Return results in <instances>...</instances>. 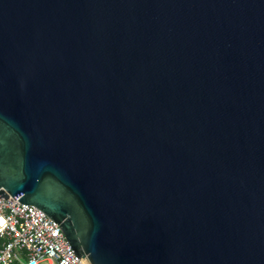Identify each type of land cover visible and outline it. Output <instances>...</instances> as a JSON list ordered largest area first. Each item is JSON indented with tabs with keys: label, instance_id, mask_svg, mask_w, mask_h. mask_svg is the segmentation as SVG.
Here are the masks:
<instances>
[{
	"label": "water",
	"instance_id": "95a60500",
	"mask_svg": "<svg viewBox=\"0 0 264 264\" xmlns=\"http://www.w3.org/2000/svg\"><path fill=\"white\" fill-rule=\"evenodd\" d=\"M90 264H264V0H0V197Z\"/></svg>",
	"mask_w": 264,
	"mask_h": 264
},
{
	"label": "built area",
	"instance_id": "2783aa9c",
	"mask_svg": "<svg viewBox=\"0 0 264 264\" xmlns=\"http://www.w3.org/2000/svg\"><path fill=\"white\" fill-rule=\"evenodd\" d=\"M0 240V264H90L54 220L11 195L0 197Z\"/></svg>",
	"mask_w": 264,
	"mask_h": 264
},
{
	"label": "trees",
	"instance_id": "16d2710c",
	"mask_svg": "<svg viewBox=\"0 0 264 264\" xmlns=\"http://www.w3.org/2000/svg\"><path fill=\"white\" fill-rule=\"evenodd\" d=\"M0 242H1V240H0Z\"/></svg>",
	"mask_w": 264,
	"mask_h": 264
}]
</instances>
